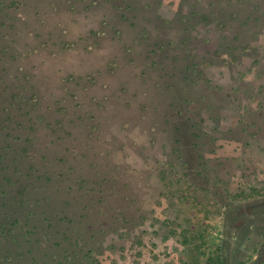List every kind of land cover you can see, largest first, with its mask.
<instances>
[{
  "label": "rangeland",
  "instance_id": "1",
  "mask_svg": "<svg viewBox=\"0 0 264 264\" xmlns=\"http://www.w3.org/2000/svg\"><path fill=\"white\" fill-rule=\"evenodd\" d=\"M0 264H264V0H0Z\"/></svg>",
  "mask_w": 264,
  "mask_h": 264
}]
</instances>
